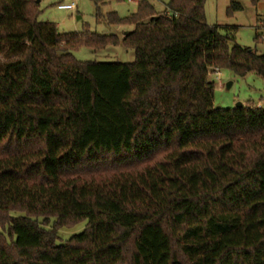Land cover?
Instances as JSON below:
<instances>
[{
  "label": "trees",
  "instance_id": "trees-1",
  "mask_svg": "<svg viewBox=\"0 0 264 264\" xmlns=\"http://www.w3.org/2000/svg\"><path fill=\"white\" fill-rule=\"evenodd\" d=\"M205 5L98 13L134 26L120 39L0 0V56L20 53L0 64V264H264V106L216 108L211 79L264 80V54ZM120 43L135 61L73 54Z\"/></svg>",
  "mask_w": 264,
  "mask_h": 264
},
{
  "label": "rangeland",
  "instance_id": "rangeland-1",
  "mask_svg": "<svg viewBox=\"0 0 264 264\" xmlns=\"http://www.w3.org/2000/svg\"><path fill=\"white\" fill-rule=\"evenodd\" d=\"M75 1L77 7L72 10L60 9L59 4ZM141 0H40V20L55 22L60 32H81L88 28L98 34H115L122 39L127 32L134 29L132 25H110L98 16L117 12L126 17L134 13ZM156 10L164 12L170 0H147ZM232 2H239L241 10L229 12ZM207 21L210 25L237 27V44L250 47L259 54H264V0H206ZM6 45L0 56V64L14 62L20 53L9 51ZM79 61L124 62L135 61L133 49L126 48L123 43L108 45L102 49L81 46L73 50ZM215 82L214 106L216 108H234L238 104H255L264 106V80L254 73L244 77L236 76L231 70L223 69L211 75ZM87 227V221L75 226L63 227L58 231L57 244H64L72 236L79 234Z\"/></svg>",
  "mask_w": 264,
  "mask_h": 264
},
{
  "label": "built area",
  "instance_id": "built-area-1",
  "mask_svg": "<svg viewBox=\"0 0 264 264\" xmlns=\"http://www.w3.org/2000/svg\"><path fill=\"white\" fill-rule=\"evenodd\" d=\"M77 7V4L75 1L68 3V4H59V8L60 9H66V10H72L75 9ZM215 73H220V70L217 69Z\"/></svg>",
  "mask_w": 264,
  "mask_h": 264
},
{
  "label": "water",
  "instance_id": "water-1",
  "mask_svg": "<svg viewBox=\"0 0 264 264\" xmlns=\"http://www.w3.org/2000/svg\"><path fill=\"white\" fill-rule=\"evenodd\" d=\"M38 2H40V0H38ZM242 105H243V104H241V103H240V104H238L237 106H239V107H240V106H242Z\"/></svg>",
  "mask_w": 264,
  "mask_h": 264
}]
</instances>
